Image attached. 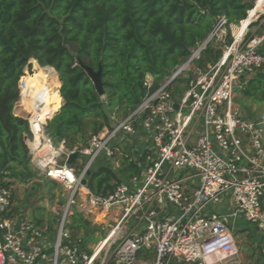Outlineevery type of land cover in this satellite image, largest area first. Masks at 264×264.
<instances>
[{
	"label": "built area",
	"instance_id": "built-area-1",
	"mask_svg": "<svg viewBox=\"0 0 264 264\" xmlns=\"http://www.w3.org/2000/svg\"><path fill=\"white\" fill-rule=\"evenodd\" d=\"M230 36L227 42V21L219 17L169 77L153 88L146 76L134 110L81 148L46 138L42 127L60 104L42 106L32 96L25 106L21 89L30 163L42 180L62 188L66 201L61 213L52 211L53 223L38 224L23 210L10 214L13 187L0 184V264H239L232 230L240 219L261 236L264 257V102L254 119L233 102L264 72V0L230 25ZM208 45L220 56L201 62ZM123 159L139 173L94 195L86 186L92 167L104 160L117 169ZM73 214L103 228L113 224L88 245L70 235Z\"/></svg>",
	"mask_w": 264,
	"mask_h": 264
},
{
	"label": "trees",
	"instance_id": "trees-1",
	"mask_svg": "<svg viewBox=\"0 0 264 264\" xmlns=\"http://www.w3.org/2000/svg\"><path fill=\"white\" fill-rule=\"evenodd\" d=\"M254 1L0 0V184L14 186L34 176L26 144L31 136L28 122L14 114L19 80L31 60L54 69L63 101L42 127L43 134L54 145L81 148L90 136L111 129L117 123L114 118L134 110L145 94L146 76L153 88L169 77L207 38L219 17L227 21L230 42V25L245 19ZM219 56L220 51L208 45L201 62ZM82 65L101 71L103 96ZM26 80H21L22 93ZM180 92L177 89V97ZM241 93L264 102V72L250 79ZM138 173L126 159L117 169L100 160L86 186L94 195L105 196L113 190V181H127ZM87 228L90 222L72 215L69 230L93 231Z\"/></svg>",
	"mask_w": 264,
	"mask_h": 264
},
{
	"label": "rangeland",
	"instance_id": "rangeland-1",
	"mask_svg": "<svg viewBox=\"0 0 264 264\" xmlns=\"http://www.w3.org/2000/svg\"><path fill=\"white\" fill-rule=\"evenodd\" d=\"M29 67L24 69L23 75L19 80V86L21 90V80L25 77H30L32 80L30 81V85H33L34 81L37 80L36 69L35 67H39L35 61H30ZM40 68V67H39ZM43 69V68H41ZM57 79V78H56ZM58 81V80H57ZM59 83V82H58ZM25 84V89H26ZM60 84L58 85L59 91ZM242 90H237L233 102L240 106L242 112L247 116H255V112L257 113L258 107H262L261 103H256L253 100L247 99L243 97ZM244 99L246 102H244ZM23 105V102L20 101V104H17V109L20 113V117L25 119V116L28 112V109L19 108V106ZM21 105V106H22ZM23 107V106H22ZM116 122L120 121L117 117L114 118ZM31 172L34 174L32 178H30L26 183H18L16 182L13 187V199H12V208L10 214L13 216L16 215L18 209L23 208L24 212H26V217L32 220L34 219H43L48 220L49 224L53 223L52 217L54 214L52 211L61 213L64 203L66 201V193L63 192L62 188L57 185H50L48 182L43 183L40 176H38L36 169L32 166ZM40 184H43L42 186ZM40 185V186H39ZM29 216V217H28ZM71 220V219H70ZM113 222L108 226H100L90 223V228H93V231L87 233L86 230H80L78 232L69 231L70 235L74 236V238L81 239L82 241H87L88 245L96 243L97 240H100L104 237L106 233L110 231ZM90 228H87L89 230ZM234 240L236 241V246L239 247L241 251H243L242 258L245 261L246 253L245 249L249 246L252 241L251 239H241L240 235L233 233ZM236 238V239H235Z\"/></svg>",
	"mask_w": 264,
	"mask_h": 264
},
{
	"label": "crops",
	"instance_id": "crops-1",
	"mask_svg": "<svg viewBox=\"0 0 264 264\" xmlns=\"http://www.w3.org/2000/svg\"><path fill=\"white\" fill-rule=\"evenodd\" d=\"M31 80L32 79L30 77H27V80H26V84L27 85L26 86H28L30 84ZM59 98H60V96H59ZM241 100L246 102L244 99H241ZM61 104H62V101L60 99V106H62ZM236 106L241 111L242 115L245 118H248V119H254L258 115L259 110H260V108L258 107V111H257V113L255 112V114H256L255 116H247V115H245L242 112V110H241L242 108L240 109V106H238V105H236ZM14 114L16 116H19V117L21 116L19 111H18V109H17V105L14 108ZM133 141H134V144H136L138 146V147H136V149L139 152H141L143 145H141V144L139 145V144L136 143V141H137L136 136H135ZM23 208L18 209V212H16V214H19V212L21 210H24ZM222 210L224 211L225 208H222ZM23 213H24V216H26V212L23 211ZM34 221H37V219H34ZM232 231H233V233H236V234L240 235L241 239H245L246 240V239L249 238V239H251L250 241H252V243L249 246H247V248L244 250L245 253H246V256H243V257H245V261L242 258L243 251H241L239 249V247L236 246L237 250H238V253L240 255V260H241V262L239 264H263L264 263V257L260 253V250H261V247H262L261 236L256 232V230L251 225L245 223L244 221H242L240 219V220H237L234 223V228H233Z\"/></svg>",
	"mask_w": 264,
	"mask_h": 264
},
{
	"label": "bare ground",
	"instance_id": "bare-ground-1",
	"mask_svg": "<svg viewBox=\"0 0 264 264\" xmlns=\"http://www.w3.org/2000/svg\"><path fill=\"white\" fill-rule=\"evenodd\" d=\"M259 6L260 4L257 5V7ZM241 32V30H237L235 33L238 37H240ZM35 69L37 80L34 81L33 85L26 86V89L22 93L25 106L29 107L30 98L32 96H38V98L41 100L40 104H42V106L53 104V108H58L60 104V98L57 91L59 83L56 79L55 73L50 69H41L39 67H35Z\"/></svg>",
	"mask_w": 264,
	"mask_h": 264
},
{
	"label": "water",
	"instance_id": "water-1",
	"mask_svg": "<svg viewBox=\"0 0 264 264\" xmlns=\"http://www.w3.org/2000/svg\"><path fill=\"white\" fill-rule=\"evenodd\" d=\"M82 67H83L84 70L86 71V73H87L89 79L92 81V83H93V85H94V87H95L96 92L99 94V96H103L104 93H103L102 83H101V79H100L101 71L98 70L97 72H95V71H93L91 68L86 67V66H84V65H82ZM43 69H50V70H52V71L55 73V75H56V72L54 71V69H52V68H50V67H45V68H43ZM56 78H57V75H56ZM57 80H58V79H57ZM60 99H61V98H60ZM61 101H62V99H61ZM62 104H63V101H62ZM62 104H61V105H62ZM75 158H76V155H75V154L69 156L67 163H68V164H72ZM97 168H98V166H97V165H94V166L92 167V170H96ZM82 183L84 184L85 181L83 180Z\"/></svg>",
	"mask_w": 264,
	"mask_h": 264
}]
</instances>
